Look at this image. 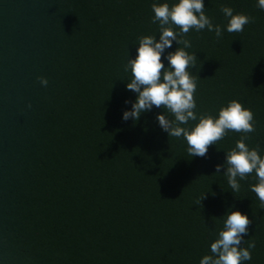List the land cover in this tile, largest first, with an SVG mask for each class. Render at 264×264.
Listing matches in <instances>:
<instances>
[{
  "label": "trees",
  "instance_id": "1",
  "mask_svg": "<svg viewBox=\"0 0 264 264\" xmlns=\"http://www.w3.org/2000/svg\"><path fill=\"white\" fill-rule=\"evenodd\" d=\"M0 264H264V0H0Z\"/></svg>",
  "mask_w": 264,
  "mask_h": 264
}]
</instances>
